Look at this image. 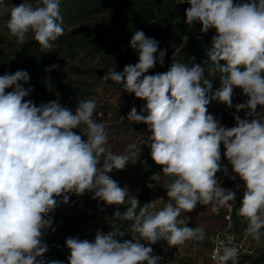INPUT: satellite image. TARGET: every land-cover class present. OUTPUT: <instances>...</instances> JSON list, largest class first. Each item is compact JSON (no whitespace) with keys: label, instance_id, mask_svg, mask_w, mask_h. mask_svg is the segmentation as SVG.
I'll return each mask as SVG.
<instances>
[{"label":"clouds","instance_id":"clouds-1","mask_svg":"<svg viewBox=\"0 0 264 264\" xmlns=\"http://www.w3.org/2000/svg\"><path fill=\"white\" fill-rule=\"evenodd\" d=\"M185 2L190 5L185 23H199L204 34L210 29L216 33L205 49L203 66L177 62L166 72L146 75L157 62L163 65L167 50H159L156 39L137 29L130 47L138 52V62L119 72L110 68L102 78L146 101L139 113L133 106L127 119L147 125L151 133L144 144L162 173L172 177L168 202L155 210L153 202L140 206L132 197L123 213H113L115 221L132 222V239L119 242L116 237L124 235L119 228L107 234L97 230L91 241L68 237V264H159L162 258L152 247L158 241L176 247L203 240L202 227H188V217H179L198 203L212 204V211L218 212L236 199L216 176L221 171V145L232 166L231 178L238 176L243 182L238 215L247 220L246 231L253 240L259 243L264 237V0H181ZM60 3L25 0L12 5L6 21L10 36L24 44L31 33L42 49L52 48L64 34ZM182 39L186 43L189 37ZM205 65H210L207 71ZM205 73L220 74L221 87L214 93ZM29 80L23 69L0 75V264H63L43 259L48 248L42 238L46 230L55 231L49 214L58 203H68L69 193L93 192L92 198L106 205H123L129 190L109 173L123 170L130 157L111 151L104 124L94 119L95 100H81L74 111L59 100L36 106L24 99L31 88L21 82ZM234 87L248 99L235 105V126L226 127L208 114L207 106L218 100L231 109ZM242 110L244 118L238 115ZM81 125L86 140L73 131ZM134 147L129 145V150ZM236 256L235 247L225 246L212 259L227 264Z\"/></svg>","mask_w":264,"mask_h":264},{"label":"trees","instance_id":"trees-1","mask_svg":"<svg viewBox=\"0 0 264 264\" xmlns=\"http://www.w3.org/2000/svg\"><path fill=\"white\" fill-rule=\"evenodd\" d=\"M4 1L17 4L25 2ZM27 2L35 4L36 0ZM239 2L244 0H234V3ZM189 6L186 2L181 4V0H61L60 12L63 17L64 34L52 42L53 47L50 49H42L31 34L26 43L18 44L13 49V53L20 61L11 70H0V75L26 70L30 80L28 83H21L25 89L31 88L30 93L34 95L29 94L25 100L34 102L38 97L36 95L43 94L52 101L59 100L61 105L76 107L81 100L94 94V88L98 83L121 87L114 81H104L102 78L110 68H115L119 72L123 71L125 65H134L138 62V52L130 47L131 37L137 29L143 30L147 37L156 39L159 42V50H167L164 58L165 72L177 62L187 64L189 67L192 64L203 66V61L207 59L205 49L211 46V38L216 33L214 29H210L204 34L200 32L199 23L194 25L185 23V10ZM185 35L189 37L186 43L182 39ZM221 64L224 62L221 61ZM209 66H204L206 71ZM205 77L213 85L212 93L221 87L219 73L215 77H209L205 73ZM247 99L242 94V89L234 87L233 107L230 109L220 102L227 108L222 117L223 126L233 127L230 117L235 113V105L246 102ZM214 101L211 100L210 103ZM224 151L221 145L223 158L231 165L224 157ZM146 183L143 182L136 198L140 206L148 203ZM128 201L122 205L121 213L130 206ZM240 207L241 202L238 201L230 212L235 229L239 228L241 222L244 227L247 224V220L238 215ZM131 223L120 221L114 227L124 233L121 238H116L119 242L132 239ZM157 244L152 245L153 252ZM162 252L161 244L154 254L160 256ZM49 253L54 257L53 252ZM60 256L55 260L63 262ZM244 259L247 264H264V246L256 252L245 254Z\"/></svg>","mask_w":264,"mask_h":264},{"label":"rangeland","instance_id":"rangeland-1","mask_svg":"<svg viewBox=\"0 0 264 264\" xmlns=\"http://www.w3.org/2000/svg\"><path fill=\"white\" fill-rule=\"evenodd\" d=\"M3 2L4 7L0 8V70L8 71L13 69L15 64L20 61L13 53V49L17 47L18 43L14 37L10 36L6 27V21L9 18L12 5L19 4L4 0ZM30 35L31 33L28 34V37ZM164 68L165 60L163 65L157 62L156 66L149 70L146 75L163 73L165 72ZM30 95H34V93H30ZM36 96L38 97L33 102L36 106L52 101L43 94ZM88 99H93L96 102L94 119L98 123L104 124L108 133L107 144L113 154L129 155L130 157L128 164L123 170H113L109 173L112 179L119 183L120 187L126 186L128 188L129 196L125 202L132 197L137 198L143 182L146 181L148 203L153 202L152 208L155 210L163 208L168 202L167 186L171 183L172 177L162 173L161 167L156 165L151 158L150 147L144 144L148 141L151 134L147 125L127 119L128 113L133 106L136 107L139 113L146 101L136 98L134 94L127 93L121 87H111L105 83H98L94 88V94L85 100ZM63 106L73 111L75 109L71 105ZM207 108L208 114L213 115L222 123V117L227 108L217 100L209 103ZM257 111H261L259 106ZM245 114V110H242L239 116L244 118ZM144 115H147V113H144ZM230 120L235 126L233 115ZM73 131L86 140V136L83 135L85 126L81 125L80 128L73 129ZM129 145H135V147L129 150ZM132 153H135V155H132ZM101 160H103V157H101ZM220 164L221 166L222 164H227L222 153ZM226 166H228V173L224 174L221 170L217 172L216 176L222 188L236 193V199L229 201L225 206H220L218 212L212 211V204L201 205L199 203L193 211L189 213L181 212L179 219L188 217L186 226L193 228L202 227L205 233L203 240H189L192 244L187 248V251L190 250L191 255L182 264H213L208 255L212 244L211 238L213 234L221 231H230L233 234L234 242L232 247L234 246L238 249V264H247L244 259L245 254L256 252L260 247L264 246V237L257 243L247 234L248 222L245 227L241 222L239 228L235 229L232 225L231 217H227L231 212L232 206L238 201L241 202L243 182L238 176L232 179L231 176L234 175L232 166L229 164ZM150 184L152 187L148 186ZM68 195V203H58L57 208L49 214L53 219L52 228L55 231L46 230L42 238V243L46 244L48 248L43 255L45 261L55 260L57 256L61 255L60 258H62L64 264H68L67 258L70 255V251L66 247V238L74 237L91 241L94 240L97 230L107 234L109 231L115 230L114 227L120 222V220L115 221L113 219V213L117 210L120 211L122 205H106L103 201L93 199V192H87L83 196H77L75 193H69ZM57 199L62 200V197ZM121 237L117 236L116 238ZM161 244L163 250H167L169 247L166 241L160 240L153 253H156ZM49 252H53L54 257H51Z\"/></svg>","mask_w":264,"mask_h":264},{"label":"built area","instance_id":"built-area-1","mask_svg":"<svg viewBox=\"0 0 264 264\" xmlns=\"http://www.w3.org/2000/svg\"><path fill=\"white\" fill-rule=\"evenodd\" d=\"M227 165V164H226ZM223 165L221 166V170L224 174L228 173V166ZM225 167V168H224ZM227 169V172L224 171ZM231 211V210H230ZM227 217H230V213ZM212 244L209 250V257L213 264H217V261L212 259L213 253L216 252L218 249L222 254V250L225 246L232 247L234 242L233 234L230 231H221L213 234L211 238ZM195 243V242H193ZM189 241H186L183 245H179L176 247H168L167 250H163L160 257L162 258L159 264H182V262L190 257V250L187 251V248L191 245ZM195 245V244H193ZM192 245V246H193ZM234 247V246H233ZM237 249V248H236ZM239 252L237 249V256L235 259H230L227 264H238Z\"/></svg>","mask_w":264,"mask_h":264}]
</instances>
